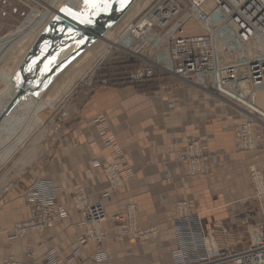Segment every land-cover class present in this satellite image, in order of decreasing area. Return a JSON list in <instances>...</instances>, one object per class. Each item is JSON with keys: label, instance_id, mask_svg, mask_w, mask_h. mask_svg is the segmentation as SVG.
<instances>
[{"label": "crops", "instance_id": "obj_1", "mask_svg": "<svg viewBox=\"0 0 264 264\" xmlns=\"http://www.w3.org/2000/svg\"><path fill=\"white\" fill-rule=\"evenodd\" d=\"M155 63L172 68L168 61ZM132 72L115 83L85 90L67 109L59 129L40 142L4 186L0 264L31 258L42 264L52 250L58 264H173L179 240L172 217L180 200L192 203L207 229L212 224L219 227L222 235L217 234V241L232 245L235 252L241 250L236 245L244 240L247 227H264V201H240L251 194L249 170L264 171V141L256 152H233L232 131L238 123L233 109L217 106L216 100L162 72L143 82L132 80ZM197 138L209 139L215 150L211 153L217 152L219 159L209 175L191 177L177 157L187 141ZM109 164H116L124 177V186L115 193L109 191L103 174ZM34 179L51 180L60 188L57 205L67 210V217L40 232L9 240L14 224L29 216L23 195ZM78 188L90 199L101 200L108 217L133 206L139 227L154 228L156 236L119 240V226L107 221L101 248L107 259L94 262L95 249L78 248L76 243L83 227L70 200Z\"/></svg>", "mask_w": 264, "mask_h": 264}, {"label": "built area", "instance_id": "obj_2", "mask_svg": "<svg viewBox=\"0 0 264 264\" xmlns=\"http://www.w3.org/2000/svg\"><path fill=\"white\" fill-rule=\"evenodd\" d=\"M190 23L203 32L188 33ZM121 37L116 46L142 63L132 72V80L153 78L158 66L148 54L165 47L172 68L161 70L196 87L209 100L222 101L220 95H223L234 101L231 109L237 113L238 123L232 131L233 152L258 151V140L261 137L264 141V108L258 100L259 94L264 93V0H156L135 22L126 26ZM208 140H189L185 150L178 152L177 160L188 176L209 175L210 166L218 162L219 154L211 153L215 150ZM103 173L110 192H118L124 186V177L116 164L106 165ZM248 180L251 194L240 201L262 202L264 174L257 168L251 169ZM59 193L60 188L49 180H32L23 195L30 206L29 216L14 224L8 239L16 240L65 219L67 210L57 205ZM70 203L82 218L83 232L77 238L78 248L101 247L107 221L119 226V239L145 240L156 236L151 228L137 227L131 206L108 217L102 201H93L82 190L72 194ZM173 213L172 222L179 240L173 264H264V227H251L246 248L233 252L232 245L217 241V234L222 235L221 229L212 224L208 230L191 202H176ZM54 254V250L49 251L43 264H58ZM93 259L100 263L107 258L98 252ZM6 264L35 262L11 260Z\"/></svg>", "mask_w": 264, "mask_h": 264}, {"label": "rangeland", "instance_id": "obj_3", "mask_svg": "<svg viewBox=\"0 0 264 264\" xmlns=\"http://www.w3.org/2000/svg\"><path fill=\"white\" fill-rule=\"evenodd\" d=\"M84 1L87 0H57L55 8L51 11L48 9L51 0H0V45L17 36L23 28H27L25 32L22 33L24 34V40H31L32 38L37 40L54 16L57 15L60 19L67 20L66 17H62L60 13H57L55 9L66 7L64 9L77 12L76 9H78V6ZM155 1L156 0H136L132 10L117 24L107 37L109 41L115 42V45L106 51L108 44L107 41L97 43L88 51L86 56L78 62V64L68 69L64 75L58 78L55 85L52 87L53 89H50L45 95H43L42 101L50 104L49 109L44 112L34 111V113H32L34 127L28 131L29 133L16 140H13L12 138L0 150V193L3 191L2 189L9 180H12L11 178L23 168V165L25 164L24 162L30 159L33 152L38 150L40 142L42 140L44 142L53 129H59L58 126H60L61 121L65 117L67 109L70 106L77 104L78 97L85 92V90H88L92 85H101L103 83L111 82L115 83L118 78L125 79L130 71H134L137 66L141 65L140 60L131 56L127 50L121 49L116 45L126 26L135 22ZM187 31L188 33L198 34L202 33L203 29L190 23ZM67 34L70 35L69 32ZM23 43L12 48L10 53L8 51L4 60L1 59L4 55L0 48L1 85L5 84L7 76L12 71V66L15 63L19 52H21V48L25 44ZM7 50L8 49H6L5 52ZM148 57H150L154 63L169 62V55L167 54L165 47L160 49L157 53L153 54L150 52ZM157 66L158 68L156 67L154 76L155 74L157 76L164 73L165 75L174 78L163 70L161 73L159 68L163 67L158 64ZM3 73L5 75H3ZM84 74L85 76L83 77ZM174 79L185 84V82L180 79ZM186 85L193 87L190 84ZM1 89L2 88H0V90ZM220 97L224 100L220 102L214 101L217 106L227 109V106H230L228 104H234V101L228 98L229 96H225V98L223 95H220ZM228 109L230 110V108ZM231 113L236 116L232 110ZM247 228V233L245 231V235L243 236L244 240H241L236 245L237 248L239 247L241 250L245 249L249 243L248 232L251 231V227L250 229ZM232 248L233 246L231 247V250Z\"/></svg>", "mask_w": 264, "mask_h": 264}, {"label": "water", "instance_id": "obj_4", "mask_svg": "<svg viewBox=\"0 0 264 264\" xmlns=\"http://www.w3.org/2000/svg\"><path fill=\"white\" fill-rule=\"evenodd\" d=\"M87 1L88 13L78 14L62 7L61 10L63 9L64 15L68 17L66 18L67 20L60 19V17L56 15L44 28L39 38L30 49L29 54H27L22 64L14 73V77L18 78L17 81L20 80L19 83H17L16 93H14L12 97L13 106L24 100H28L31 103L30 106H33L40 98L38 96L47 90L55 77L62 72L64 67L94 44L98 39V35H103L107 29L115 26L126 11H128L134 0ZM66 32L70 33L69 40L64 36ZM74 36L76 40H71L70 38ZM63 39H66L65 44L61 43ZM70 44H76L77 47L62 61L63 66L60 69L59 65L56 63L55 65H51L45 74L42 73L39 85L35 87L34 90L25 87L29 80L32 81L34 77L41 73L42 67L52 58L53 53L62 50L61 48ZM28 66H32L34 69V74L31 75L32 77L24 76L25 68ZM20 82H22L21 85ZM13 106H9L6 113L0 116V125L4 122V117ZM29 110L30 108H28L27 111ZM26 119L27 118H25L23 122H20V124H16V126H18L16 132H19ZM16 132L14 131L13 134L2 139L0 148L5 146L16 135Z\"/></svg>", "mask_w": 264, "mask_h": 264}, {"label": "bare ground", "instance_id": "obj_5", "mask_svg": "<svg viewBox=\"0 0 264 264\" xmlns=\"http://www.w3.org/2000/svg\"><path fill=\"white\" fill-rule=\"evenodd\" d=\"M57 2V0H51V3L48 5V9L49 10H53L55 8V3ZM136 0H134L132 2V4L130 5V8L128 9V11H126V13L122 16V18L120 19V21L132 10L134 4H135ZM88 1H84L82 2L79 6H78V9L76 13L78 14H86L89 12V9H88ZM62 7L58 8V9H55L57 11V13H60V15L62 17H65L66 15H64L63 13V9L61 10ZM63 8H66V7H63ZM66 10H69V9H66ZM66 18H68L66 16ZM119 21V22H120ZM118 22V23H119ZM117 23V24H118ZM117 24L115 26H113L112 28L110 29H107L106 32L99 36L98 35V39L97 41L92 44L89 48H87L80 56H78L76 59H74L72 62H70L66 67H64L63 71L57 75L55 77V79L53 80V82L51 83V85L47 88V90L43 93H41L38 97H40L38 99V101H36V103L33 105V106H30L31 103L28 101V100H24L23 102L21 101L19 104H15L13 106V103H12V97L14 96V93H16V89H17V86L19 83V80L17 81L18 78L14 77V73L17 71V69L19 68V66L22 64V62L24 61L25 57L27 56V54H29V51L30 49L32 48L33 44L36 42V39L35 38H32L31 40L27 39V40H24V34H22L23 32H25V30L27 28H23L20 33H18L17 36L11 38L10 40H8L7 42H4L3 44L0 45V48L2 50V53H3V57L1 59H5V57L7 56V53L9 51L10 53V50L12 48H15L16 46H18L20 43H26L24 44V46L21 48V52H19V55L15 61V63L13 64L12 66V71L10 72V74L7 76V79L5 80V84L1 85L0 88H2L0 90V116H2L3 114L6 113L7 109L9 108V106H13L7 113V115L4 117V122L0 125V142L2 139L4 138H7L9 135L13 134V132L17 131V127L16 124H20V122H23L25 118H27L25 120V122L23 123L22 127L20 128L19 132H16V135L13 137V140H16L18 138H21V137H24L25 135H27L29 132L30 129H32L34 127V124H33V119H32V113H34V111H37V112H44L46 111L47 109H49V105L47 102L45 101H42V97L43 95H45L50 89H53L52 87L55 85L56 81L58 80V78H60L62 75H64L66 73V71L70 68H72L73 66H75L76 64H78V62H80L85 56L86 54L88 53V51L94 47L97 43H101L102 41H107L108 44H107V49H110L113 45H115V42L113 41H109L107 39V37L109 36L110 32L117 26ZM37 26V25H35ZM66 36V39L69 40V34H65ZM76 37H71L70 39L71 40H76L75 39ZM66 39H63L61 41V43H66ZM122 40V37L120 38V42ZM126 42V41H125ZM128 42V41H127ZM106 43V42H105ZM126 45V44H125ZM77 47L76 44H70V45H65L63 48H61L62 50L60 51H57L55 53L52 54V58L46 62V64L42 67V70H41V73L39 75H37L36 77H34V79L32 81H28V83H26L25 87L26 88H29L30 90H34L35 87H37L39 85V81L41 80V77H42V73L45 74L48 70H49V67L51 65H55L58 64L59 65V69L63 66L62 65V61L70 54L71 51H73L75 48ZM8 49L6 52L5 50ZM2 60V61H3ZM88 60V59H87ZM154 63V61H153ZM142 64V63H141ZM34 69L32 66H28L25 68V71H24V76L26 77H32L31 75L34 74L33 73ZM3 75H5L3 73ZM4 79V78H3ZM22 82H20V85H21ZM60 90V89H59ZM52 94V93H51ZM258 100H259V103L261 105V108H264V93H260L259 96H258ZM216 101H219V100H216ZM220 102V101H219ZM230 105L229 107H231V104H228ZM30 106V107H29ZM28 108H30L29 111ZM29 113V114H28ZM28 114V115H27ZM237 114V113H236ZM28 116V117H26ZM238 116V115H237ZM263 140L261 137L260 139L258 140V143ZM1 150V148H0ZM185 150V148H184ZM183 150V151H184ZM182 151V152H183ZM1 153V152H0ZM212 166H210L211 168ZM263 174H264V171L260 170ZM105 175V174H104ZM203 176V175H201ZM205 176V175H204ZM106 178V176H105ZM45 180V179H43ZM107 180V178H106ZM50 181V180H49ZM52 182V181H51ZM53 183V182H52ZM54 184V183H53ZM55 185V184H54ZM81 192V190H77L75 191L76 192ZM58 199V198H57ZM93 201H98V200H93ZM264 201V200H263ZM103 205V204H102ZM30 207V206H29ZM63 207V206H62ZM71 207L73 210L76 209L75 205L71 204ZM79 208V207H78ZM104 208V206H103ZM131 208H133L134 210V213L136 215V225L139 229L143 230L144 228H140L139 225H138V217H137V213H136V210L133 206H131ZM76 211V210H75ZM78 214H79V211L77 210L76 211ZM106 213V212H105ZM107 215V214H106ZM115 215V214H114ZM80 216V214H79ZM112 217V216H111ZM81 218V216H80ZM64 220V219H63ZM62 221V220H61ZM81 223H82V218H81ZM82 226V225H81ZM47 229V228H45ZM104 229V228H103ZM154 230V228H151ZM44 230V229H43ZM42 231V230H41ZM155 231V230H154ZM40 232V231H38ZM83 232V231H82ZM105 232V238H106V231L104 230ZM32 233V232H31ZM119 233H120V228H119ZM156 233V232H155ZM105 238H104V241H105ZM123 238H127V237H123ZM123 238L119 239V234H118V239L119 240H122ZM132 238V237H131ZM134 239V238H133ZM137 240V239H136ZM144 240V239H142ZM140 240V241H142ZM104 241L102 243V246L104 244ZM87 246H90L92 248L95 249L94 251V255L97 254L98 252H102L103 254H105L101 248H96L94 246H91V245H87ZM48 253V252H47ZM55 255V254H54ZM55 258L58 260L59 262V259L55 256ZM11 260H15V261H29V262H35V264H38L37 260L35 258H31V259H25V260H16V259H10L8 261H11ZM7 261V262H8ZM94 261V260H93ZM44 262V260H43ZM95 262V261H94ZM104 262V261H102ZM97 263V262H96ZM43 264V263H42Z\"/></svg>", "mask_w": 264, "mask_h": 264}]
</instances>
